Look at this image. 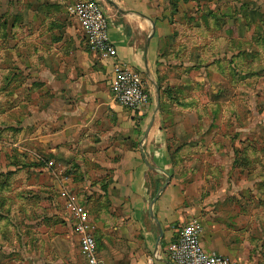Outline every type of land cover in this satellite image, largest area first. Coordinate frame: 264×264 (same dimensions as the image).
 Here are the masks:
<instances>
[{
    "label": "crops",
    "instance_id": "crops-1",
    "mask_svg": "<svg viewBox=\"0 0 264 264\" xmlns=\"http://www.w3.org/2000/svg\"><path fill=\"white\" fill-rule=\"evenodd\" d=\"M0 1V17L9 16L6 40L12 43L7 46L13 53L10 64L25 67L21 77L32 80L14 93L13 105L8 106L18 110L21 131L12 141V153H4L6 163L0 173L18 169L24 173L32 169L52 172L46 166L35 167L45 160V154L62 160L65 166L48 185L69 189L78 202H84L104 264H174L165 250L193 217L202 222L201 242L207 251L250 264L233 219L219 210L212 201L215 197L203 201L201 185L192 188L190 196L191 190L178 179V156L201 146V141L198 135L187 134L179 120L169 117L166 121L164 87L156 113L152 100L139 111L121 106L110 88L113 63L82 43L78 37L81 26L75 17L76 25H72L63 13L49 15L48 28L41 31L35 27L39 6L30 11L28 19L24 16L20 20V13H24L21 0ZM112 1L126 11L102 4L110 40L117 49L116 60L153 81L156 69H164V39L169 31L164 9L168 0ZM23 24L32 28L31 35L23 33ZM26 40L34 43L27 59L17 53ZM44 40L48 52L39 44ZM40 81L43 86L35 84ZM3 121L12 122L8 117ZM58 214L54 208L44 215L48 220L42 219L49 223L50 264H58L57 258L75 264L74 259L81 254L78 236L66 207L61 219Z\"/></svg>",
    "mask_w": 264,
    "mask_h": 264
},
{
    "label": "rangeland",
    "instance_id": "rangeland-1",
    "mask_svg": "<svg viewBox=\"0 0 264 264\" xmlns=\"http://www.w3.org/2000/svg\"><path fill=\"white\" fill-rule=\"evenodd\" d=\"M74 1L21 0L24 13L20 11L18 18L28 19L39 6L36 29H47L49 15L61 13L67 23L76 25L69 11ZM100 2L112 6L109 0ZM164 10L169 24L164 69H156L153 81L141 74L154 107V84L164 87L166 121L179 120L187 134L198 135L201 141V146L178 156V179L191 190L190 196L192 188L201 185L203 201L215 197L212 201L219 210L233 219L250 264H264V0H168ZM8 20L9 16L0 17V172L6 163L4 153H12V141L21 131L18 110L8 106L16 91L32 83L21 77L25 67L10 64ZM28 26H20L25 35L32 34ZM78 37L91 50L83 33ZM33 44L20 43L19 56L27 59ZM39 44L49 51L47 41ZM7 117L11 123L3 121ZM44 157L40 167L54 160V173L33 169L0 173V264H50L49 223L42 219L54 208L57 217L64 214L61 189L48 182L65 163ZM78 255L74 263L85 264ZM62 259L57 258L58 264H66Z\"/></svg>",
    "mask_w": 264,
    "mask_h": 264
},
{
    "label": "built area",
    "instance_id": "built-area-1",
    "mask_svg": "<svg viewBox=\"0 0 264 264\" xmlns=\"http://www.w3.org/2000/svg\"><path fill=\"white\" fill-rule=\"evenodd\" d=\"M70 13L79 21L83 37L91 50L102 59L113 63L110 83L114 100L123 107L139 111L150 103L151 93L143 76L119 63L116 46L109 36V20L100 0H76L69 7ZM55 161L45 163L54 168ZM60 197L65 201L69 220L78 236L79 246L86 264H104L99 257L98 241L93 233L91 213L84 202H78L73 191L61 188ZM203 225L198 217L191 218L178 231L176 239L166 248L168 260L174 264H240L237 260L207 251L201 242Z\"/></svg>",
    "mask_w": 264,
    "mask_h": 264
},
{
    "label": "water",
    "instance_id": "water-1",
    "mask_svg": "<svg viewBox=\"0 0 264 264\" xmlns=\"http://www.w3.org/2000/svg\"><path fill=\"white\" fill-rule=\"evenodd\" d=\"M110 4L113 5L115 9H117L121 13H126L123 9H121L114 1L109 0ZM155 31V23L152 21V32ZM150 38L148 39V43L145 46V50H148ZM154 100H155V113L160 109L161 106V99H160V87L154 84Z\"/></svg>",
    "mask_w": 264,
    "mask_h": 264
},
{
    "label": "trees",
    "instance_id": "trees-1",
    "mask_svg": "<svg viewBox=\"0 0 264 264\" xmlns=\"http://www.w3.org/2000/svg\"><path fill=\"white\" fill-rule=\"evenodd\" d=\"M160 87H161V86H160ZM161 104H162V103H161ZM50 160H51V159H50ZM47 161H48V160H47ZM47 161H46V162H47ZM40 165H42V163H40V164L36 165V167H35V168H39V167H40ZM32 166H33V165H30V167H32ZM68 174H69V173H68ZM75 178H76V177H75ZM75 178H74V180H77V179H75ZM104 188H105V186H104Z\"/></svg>",
    "mask_w": 264,
    "mask_h": 264
}]
</instances>
